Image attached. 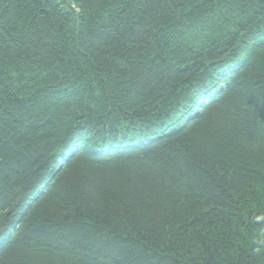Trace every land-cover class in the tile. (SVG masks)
Wrapping results in <instances>:
<instances>
[{
    "label": "trees",
    "instance_id": "obj_1",
    "mask_svg": "<svg viewBox=\"0 0 264 264\" xmlns=\"http://www.w3.org/2000/svg\"><path fill=\"white\" fill-rule=\"evenodd\" d=\"M0 264H264V0H0Z\"/></svg>",
    "mask_w": 264,
    "mask_h": 264
}]
</instances>
